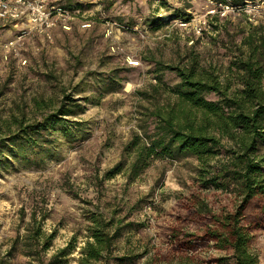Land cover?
Listing matches in <instances>:
<instances>
[{
	"label": "rangeland",
	"instance_id": "obj_1",
	"mask_svg": "<svg viewBox=\"0 0 264 264\" xmlns=\"http://www.w3.org/2000/svg\"><path fill=\"white\" fill-rule=\"evenodd\" d=\"M58 1L75 4L79 12L71 30L51 28L52 40L31 32L9 48L21 23L0 20V136L20 120L55 111L65 93L79 99L83 108L75 119L87 121L89 132L74 142L57 138L52 154L36 164L7 156L0 167V264H27L16 241L33 225V210L37 220L46 214L42 228L54 232L47 256L72 245L61 264H78L92 213L121 227L112 256L126 259L109 264H226L217 260L226 252L212 242L189 249L165 234L177 221L178 197L202 191L214 207L231 209L234 194L202 189L193 156L151 158L132 174L129 143L134 132L147 141L140 125L152 129L150 110L176 101L172 88L179 77L159 62L187 67L196 60L198 69L212 70L220 81L228 78L232 90L239 87L232 61L240 46L247 49L251 22L242 13H221L209 0ZM81 20L91 26L81 28ZM114 44L123 50L114 52ZM127 54L140 64L127 66ZM206 97L216 99L213 93ZM258 153L264 154V146ZM249 250L264 264V228L255 232Z\"/></svg>",
	"mask_w": 264,
	"mask_h": 264
},
{
	"label": "trees",
	"instance_id": "obj_2",
	"mask_svg": "<svg viewBox=\"0 0 264 264\" xmlns=\"http://www.w3.org/2000/svg\"><path fill=\"white\" fill-rule=\"evenodd\" d=\"M231 1L239 4L244 0ZM250 24L254 32L244 42L247 49L240 46L232 61L239 87L232 90L228 78L220 81L212 70L198 69L196 60L187 67L159 62L160 69L174 71L179 77L172 88L176 101L150 110L152 129L140 125L147 141L134 132L129 143L134 154L132 174L139 173L151 158L193 156L200 164L197 181L202 189L234 194L237 202L231 209L214 207L202 191L178 197L174 205L177 221L165 234L189 249L212 242L214 248L226 252L217 259L226 264H258L249 245L255 232L264 228V154L258 153L264 146V24ZM209 93L216 99L207 98ZM82 108L78 98L65 93L55 111L31 121L20 120L14 130L0 136V167H5L7 156L29 165L38 163L52 154L57 138L69 142L86 138L87 121L75 119ZM218 154L223 156L211 163ZM45 216L43 213L37 220L36 212L31 211L33 225H27L21 239L17 238L27 264H61L72 249L68 244L47 256L54 232L43 230ZM86 229L88 239L79 251L78 264L126 259L112 256L115 240L121 235V227L112 218L92 213Z\"/></svg>",
	"mask_w": 264,
	"mask_h": 264
},
{
	"label": "built area",
	"instance_id": "obj_3",
	"mask_svg": "<svg viewBox=\"0 0 264 264\" xmlns=\"http://www.w3.org/2000/svg\"><path fill=\"white\" fill-rule=\"evenodd\" d=\"M98 3L99 0H91ZM213 5H219V11L242 13L246 19L253 24H264V0H244L239 4L232 3L231 0H209ZM79 12L76 5L56 3L53 0H0V20L3 22L21 23L17 29L14 38L7 42L9 48L15 49L18 42L23 41L24 37L31 32L42 34L47 40H52L51 28L54 25H60L63 30H71L72 19ZM81 28H89V20L79 22ZM121 27L120 25H117ZM111 28L108 29V36L111 34ZM114 52H121L123 49L119 44L112 47ZM127 66H137L140 60L134 56L125 55ZM23 64L26 60L23 59Z\"/></svg>",
	"mask_w": 264,
	"mask_h": 264
}]
</instances>
